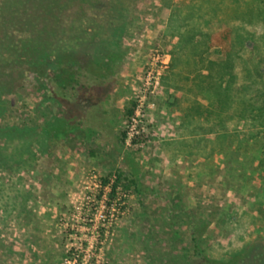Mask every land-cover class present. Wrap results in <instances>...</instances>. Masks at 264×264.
<instances>
[{
    "label": "rangeland",
    "instance_id": "obj_1",
    "mask_svg": "<svg viewBox=\"0 0 264 264\" xmlns=\"http://www.w3.org/2000/svg\"><path fill=\"white\" fill-rule=\"evenodd\" d=\"M134 1L143 20L144 33L115 76V90L109 100L113 96L112 100L116 99L118 89V104L122 106L116 112L118 117L114 116L113 132L108 137L85 142L75 134L57 143L51 157L50 181L41 180L39 184V179L33 181L28 174L20 172L18 178L0 170V264H207L208 260L223 261L244 244L264 237V168L259 165L264 159V127H251V124L236 127L235 107L225 112L229 129L225 151H216V135L209 137L210 177L203 192L209 198L192 201L193 207L187 211L196 225L204 220L214 226L212 223L216 221L214 228L207 230L201 239L203 257L194 255L192 244H185L184 237H180L182 226L178 220L183 218L184 210L177 208L163 192L168 188L164 183L168 179L164 174L168 173V162L160 156L145 157L153 154L155 146L147 130V115L144 133L134 146L119 141L127 122L125 109L135 105L139 98L155 49L160 55L159 74L154 80L158 84H154V93L148 101L153 99L156 105L163 103L167 107L178 101L179 107L186 108L193 96L189 86L203 70L198 65L199 51L193 48L191 38L189 42L180 40L184 33L172 32L174 16L185 19L184 29L195 27L196 41L201 38L196 34L229 30L239 55L235 60L238 81L233 84L234 90L236 95L254 96L260 85L251 87L252 81L264 80V24H247L245 13L247 1L261 0ZM3 3L0 0V52L3 57H9L8 49L1 43L18 41L26 33L18 26H10L7 14L2 13ZM260 6L264 9L263 4ZM16 21L20 22L17 18ZM205 58L222 59L216 48L202 55L201 60ZM7 65L4 69L0 65V82L12 91H3L6 107L0 115V127L42 122L48 110L40 104V94L36 92L37 72L20 68L21 64ZM248 70L252 80L246 78ZM125 81L131 84L129 88H123ZM173 82L183 85V89L174 88ZM18 85L22 89L15 91ZM243 138L248 141L237 149ZM117 171L122 173L120 185L128 193L126 210L104 237L101 228L94 230L93 222H84L91 214L93 219L99 199L87 213L82 209L87 195L73 194L82 190L87 173L95 172L104 178L116 175ZM237 176L243 180L241 185L236 183ZM25 191L31 195H25ZM247 191L255 196L251 203L224 199L225 195H243ZM254 204L258 205V211ZM254 209L257 219L250 214ZM75 229L78 230L74 236H69Z\"/></svg>",
    "mask_w": 264,
    "mask_h": 264
},
{
    "label": "trees",
    "instance_id": "obj_2",
    "mask_svg": "<svg viewBox=\"0 0 264 264\" xmlns=\"http://www.w3.org/2000/svg\"><path fill=\"white\" fill-rule=\"evenodd\" d=\"M261 4L264 7V0L246 2L247 24H264ZM2 11L7 14L10 26L22 28L26 35L18 41L1 43L8 49L9 57H3L0 52V65L3 69L9 63L35 69L38 74L36 92L48 114L40 123L0 127V170L18 178L20 172L28 174L33 181L39 179L38 183L50 181L51 157L57 143L75 134L85 142L91 138L108 137L113 132L107 108L109 98L115 90L116 74L124 66L131 49L142 41L143 20L134 0H4ZM184 20L174 16L172 32L184 33L185 36L180 37L182 42L192 39L193 48L199 51L198 65L203 69L189 86L193 96L185 108L187 122L194 123L197 121L193 119L195 116L203 115L209 134L217 133L215 147L224 152L225 136L229 131L225 116L228 109L235 107L236 127L245 124L264 127V80L252 81L251 87L260 85L254 96L236 95L233 84L237 83L238 77L234 67L239 55L231 32L227 29L219 33L203 32L196 34L201 37L196 41L193 39L195 27L184 29ZM213 48L222 59L201 60L202 55ZM175 61L173 55L172 63ZM258 75L263 78L262 74ZM246 78L252 80L250 70ZM178 86L173 82L174 88L181 89ZM180 87L183 89V85ZM7 88L0 82V115L6 107L3 91H12ZM19 89L22 85H18L15 91ZM133 109V104L125 109L127 120ZM124 137L122 131L121 143H124ZM246 139L240 140L237 149L248 141ZM133 143L136 144L137 140ZM259 165L264 168V159ZM122 177L117 171L115 186L121 183ZM130 184L134 182L130 180ZM25 192V195H31ZM24 203L26 205L27 199ZM207 226L209 222L204 220H200L199 225L192 223L190 243L194 255L202 256L200 242ZM206 263L264 264V237L244 244L223 261L208 260Z\"/></svg>",
    "mask_w": 264,
    "mask_h": 264
},
{
    "label": "crops",
    "instance_id": "obj_3",
    "mask_svg": "<svg viewBox=\"0 0 264 264\" xmlns=\"http://www.w3.org/2000/svg\"><path fill=\"white\" fill-rule=\"evenodd\" d=\"M130 86L131 84L125 81L123 88H129ZM116 93H118L116 94V99L112 100L113 96L109 100L107 107L112 124L115 120L114 116L118 117L116 112L120 111L122 106L118 104V95H120L118 89H116ZM179 106L180 103L178 101L175 102L174 106L168 105V107L165 104L163 105V103L156 105L153 99L149 102L146 119L148 123L147 130L151 134L152 143L155 146L153 149L154 155H146L145 157L151 159L152 156L153 158L160 156L162 159L164 158L165 163L168 162L169 166H166L168 173H164L168 176V179L164 182L168 188L163 192L170 201L174 202L177 208H183L182 217H185V219L181 218L178 220L182 226L179 234L180 237H184L185 244H190V232L193 221L187 211L193 207L192 201L200 199L203 201L209 198V195H203V192L207 190L205 185L208 183L210 177L209 137L211 134L208 131V124L203 122V115L199 117L195 116L193 119H197V121L189 123L187 122L188 116H186L185 108ZM214 135H217V133L212 134V136ZM216 151H219V149L216 148ZM156 166L154 170L157 168ZM221 176L225 177V173ZM236 183L241 185L243 180L237 176ZM214 196L217 197V195ZM254 197V195H249L247 191L243 192V195H225L224 199L236 198L249 203ZM253 206L258 211V205L254 204ZM250 214L257 219L255 209ZM212 224L215 226L216 221ZM214 226H207L206 232L209 229H213Z\"/></svg>",
    "mask_w": 264,
    "mask_h": 264
},
{
    "label": "built area",
    "instance_id": "obj_4",
    "mask_svg": "<svg viewBox=\"0 0 264 264\" xmlns=\"http://www.w3.org/2000/svg\"><path fill=\"white\" fill-rule=\"evenodd\" d=\"M150 69L146 72V78L142 83L139 98L134 105L133 114L127 120L124 126V144L125 146H134L133 141L144 133L146 110L149 108L148 97L154 93V84H158L156 76L159 74L157 63H160V55L158 49H155L151 56ZM162 63V62H161ZM153 86V87H152ZM106 180V181H105ZM116 175L108 177H100L95 172L87 173L86 179L83 182L82 190L73 195H87L86 206H82L87 213L92 210V204L96 199H99L97 208H93L95 213L91 217L85 219L84 222L94 224V230L101 228L104 237L107 236L109 228L116 223V221L125 214L126 200L128 198L127 191L119 184L115 186ZM90 216V215H89ZM85 223V224H87ZM73 230V229H72ZM78 229L72 231L69 236H74ZM99 235L97 234V237Z\"/></svg>",
    "mask_w": 264,
    "mask_h": 264
}]
</instances>
